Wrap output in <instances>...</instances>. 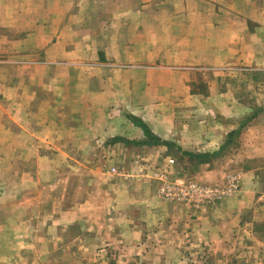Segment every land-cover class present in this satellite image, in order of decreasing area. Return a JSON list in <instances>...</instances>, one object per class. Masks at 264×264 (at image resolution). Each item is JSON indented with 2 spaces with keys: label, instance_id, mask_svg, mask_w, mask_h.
Returning a JSON list of instances; mask_svg holds the SVG:
<instances>
[{
  "label": "crops",
  "instance_id": "crops-1",
  "mask_svg": "<svg viewBox=\"0 0 264 264\" xmlns=\"http://www.w3.org/2000/svg\"><path fill=\"white\" fill-rule=\"evenodd\" d=\"M0 117L5 169L12 154H40L41 171L21 172L20 185L66 184L56 179L62 153H100L110 166L126 155L117 175L90 183L104 186L101 215L116 219L124 243L217 239L264 201V0H0ZM130 117L171 146L139 144L146 138ZM166 149L204 157L202 176L172 177L171 159L159 157ZM149 164L168 168L172 182L229 177L236 189L197 211L169 204ZM42 216L56 229L78 218L74 207Z\"/></svg>",
  "mask_w": 264,
  "mask_h": 264
},
{
  "label": "rangeland",
  "instance_id": "rangeland-1",
  "mask_svg": "<svg viewBox=\"0 0 264 264\" xmlns=\"http://www.w3.org/2000/svg\"><path fill=\"white\" fill-rule=\"evenodd\" d=\"M102 12L106 11L98 9L94 14L101 15ZM84 28L86 31L95 27L87 25ZM4 131V122H0V134ZM2 135L0 146H3L5 140ZM118 139L113 138L109 142ZM17 145H20L19 141ZM151 146L163 145L152 141ZM3 153L4 148L0 152V264H264V201L255 207L253 205L250 210H243L242 216L230 221V226L226 224L224 232L217 239L210 236L201 242L197 236H189L180 243L177 235L158 234L151 238L147 247L136 249L131 246V242H123L116 219H103L99 201L102 190L106 192L104 186L90 184L95 179L102 182L99 173L117 175L118 167L126 166V155L121 157L118 165L110 166V160L108 162L100 153H62V169L56 179L67 183L42 186L36 180L29 181V184L18 183L21 172H25L28 179H35L41 171L39 166H35L40 162V154L31 152L25 157L12 154L13 168L5 169V162L10 160L11 155ZM41 157L44 160L46 157L51 159L52 155L41 154ZM159 157L161 160L173 161L172 164L168 162L173 168L172 177L189 174L187 178L196 181L195 175L202 176L204 168L200 166L204 163L198 159H189L172 149H166ZM69 161L74 163V170L68 168ZM163 167L160 164H149L151 178L157 180L155 174L159 173H165L168 177L169 170ZM228 172L225 169L223 174ZM261 189L264 191V184ZM93 197L96 202H89L84 210L85 200ZM71 207L77 211V220L68 224L69 221L62 217L64 222L57 229L52 222L53 218L42 216L48 213L52 215L53 212L63 215ZM103 221L107 224L104 228ZM169 246L174 249L169 250Z\"/></svg>",
  "mask_w": 264,
  "mask_h": 264
},
{
  "label": "built area",
  "instance_id": "built-area-1",
  "mask_svg": "<svg viewBox=\"0 0 264 264\" xmlns=\"http://www.w3.org/2000/svg\"><path fill=\"white\" fill-rule=\"evenodd\" d=\"M170 164L173 161H169ZM165 173L155 174L160 182L158 196L169 204H179L194 211L212 206L219 198L236 189L235 180L227 177L222 185L170 182Z\"/></svg>",
  "mask_w": 264,
  "mask_h": 264
},
{
  "label": "trees",
  "instance_id": "trees-1",
  "mask_svg": "<svg viewBox=\"0 0 264 264\" xmlns=\"http://www.w3.org/2000/svg\"><path fill=\"white\" fill-rule=\"evenodd\" d=\"M129 120L137 127H139L143 133H144V136H145V141L139 143V144H149V142H156V143H160V141L158 139H156L154 136H152V134L150 133L149 129L147 128V126L145 124H143L142 122L136 120V119H133V118H129ZM119 140V139H118ZM118 140H115V141H118ZM148 140V141H147ZM163 145L167 146V147H170L171 145L170 144H165V143H162ZM182 154V153H181ZM182 155L188 157L189 159H200L201 161H203L205 158L204 157H201V156H195V155H192V154H186V153H183Z\"/></svg>",
  "mask_w": 264,
  "mask_h": 264
}]
</instances>
